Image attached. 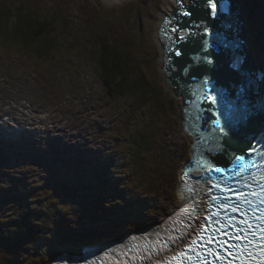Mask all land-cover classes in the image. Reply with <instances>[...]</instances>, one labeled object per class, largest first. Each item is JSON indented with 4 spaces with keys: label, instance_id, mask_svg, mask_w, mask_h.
Returning a JSON list of instances; mask_svg holds the SVG:
<instances>
[{
    "label": "rangeland",
    "instance_id": "obj_1",
    "mask_svg": "<svg viewBox=\"0 0 264 264\" xmlns=\"http://www.w3.org/2000/svg\"><path fill=\"white\" fill-rule=\"evenodd\" d=\"M0 3L11 8L21 4L29 8L39 6L41 15L49 12L47 15L51 20V26L53 30H56L54 35L62 42V46L55 47L57 53L54 59L57 55L62 57H57L54 61L63 58L52 64L48 62L50 70L44 67L43 62L35 66L25 63L22 59L7 62L3 68L0 67V101L12 97V93H22L20 100L29 107H23V109L26 108L24 110L28 115H31L30 112L33 111L37 120L35 125L24 124L28 126L24 130L31 131L33 134L30 136L35 141L25 136L19 140L13 133L11 135L0 133V165H6L7 168L16 167L20 158L28 157L32 153H36L39 157H54L48 162L53 161L56 168L62 170H66L71 165H77L76 167L80 165L83 167L82 164L86 163L97 165L96 160L84 161L85 154L102 157H107L105 154H108V157L111 154L114 155L118 149H114L112 144L116 139L123 138L124 132L119 129L124 118L127 120L132 117L133 119V125H130L128 130L145 127L154 108L146 107L145 117H142L140 109L131 108L130 98L126 99L118 92H112L109 89L108 93L103 89L105 84L101 81L98 71L96 72L98 67L93 55V53L97 55L102 47L99 41L94 43L91 36L98 29L106 40L110 38L109 42L110 40L119 41L132 48L135 58L143 59L152 81L159 83L162 97H159L161 107L155 114V118H158L157 125L149 128L147 132L157 133L160 140L153 144L155 150L151 151V155L143 165L144 168L148 167V169L145 168L148 176L155 168L161 174L163 171L164 175L160 181L152 176L149 181H154L151 187L153 191L144 190L137 197L144 198V195L149 192L150 196L156 193L154 198L157 202L164 203V211L160 210L159 218L154 216V219L158 222L169 215L179 204L178 187L181 185L182 167L191 156L187 139L189 135L180 125L182 97L173 92L165 79L160 44L157 42L159 38L157 28L163 18L160 14L172 9L174 4L169 5L165 0H121L118 2L115 0H0ZM257 9L260 11L257 25L262 27L261 6ZM251 16L249 14V17ZM249 25L251 28L248 25L245 26L247 35L244 39L249 49L247 54H251L254 57L252 60L262 66L264 65L262 42L264 33L259 27L252 29V25ZM1 50L3 51V46L0 45V52ZM46 70H49V76L44 75ZM82 88L90 90L84 93ZM8 126L13 128V131H16V128L19 129L18 125L13 124L12 121ZM2 127L6 128L5 125ZM114 134L116 137H113ZM1 139L5 141L2 142ZM159 145L165 149L162 153L159 152ZM140 146L141 143L137 148ZM75 148L77 149L74 152ZM11 154H14L13 164H11L13 162ZM41 159L45 162L47 160L44 157ZM27 162L32 165L31 161ZM165 164H167L166 167ZM26 166L20 165L22 169ZM72 171L77 172V170ZM70 174L72 173H68ZM12 175V173L7 174L2 167L0 178L5 180ZM37 175L39 178L46 177V173ZM68 175L61 179L60 184H66L70 179ZM77 177L78 175L72 176V179H75L72 187L66 184L64 187L54 189V193L44 191L38 196L41 198L39 200L41 205L48 206L52 217L49 221L50 225L45 224V228H38L39 233L33 232L34 236L30 238L28 234L20 237L21 239L27 237L22 243L25 248L24 253L13 248L15 243L5 244V241L0 240V264H43L50 259L47 252L49 247L70 250L74 247L71 245L77 241L81 243L91 241L93 238L94 240H103L104 237L108 239L114 230L119 229L121 232L128 227L127 224L124 225L125 219L112 217L109 212L112 210H108L114 208L115 206L111 204L119 199L109 201L106 198L103 203H99L101 196L87 199V195L78 185ZM81 183L85 185L84 182ZM2 184L4 188L15 185L14 183L7 185V181H2ZM26 188L28 189V185ZM105 191L107 192V190H100L98 193L104 196ZM39 202H33L37 204L34 207L31 205L35 210L31 214L35 217L31 220L35 232V225L37 227L39 224L37 223ZM96 203L99 206H96ZM83 208H91V210L85 211L82 210ZM158 213L159 210L155 213L149 211L146 216H141L140 225L147 224V218ZM6 214L7 212L4 216ZM6 219L8 218L0 216V234ZM82 245L78 244L75 250ZM2 261L6 262L2 263Z\"/></svg>",
    "mask_w": 264,
    "mask_h": 264
},
{
    "label": "trees",
    "instance_id": "obj_2",
    "mask_svg": "<svg viewBox=\"0 0 264 264\" xmlns=\"http://www.w3.org/2000/svg\"><path fill=\"white\" fill-rule=\"evenodd\" d=\"M261 1L264 7V0ZM40 12L41 8L39 6L29 8V6L21 4L16 8H11L4 3H0V45L3 46V51L1 50L2 52H0V67L3 68L7 62L10 63L17 59H22L25 63L35 66L43 62L44 67L50 70L48 62L52 64L63 59L60 58L54 61L57 57H62V55H57L54 59V55L57 53L55 47L62 46V42L57 40V36L54 35L56 30H53L51 26V20H49L50 18L47 15L49 12H45V15H41ZM91 36L94 43L99 41L102 47L97 55L94 53L93 55L98 67L96 71H98L101 81L105 84L103 88L107 92L110 89L112 92H118L125 96L124 98L126 99L130 98L131 108L140 109L142 117H145L146 107L150 106L154 110L150 114V120L145 123V127L128 130L129 126L133 125V119L132 117L127 120L124 118L119 129L124 132L123 138L116 139L112 144L113 148L118 150H116L114 155L111 154L110 157H108V154H105L107 157L101 156L102 159L94 156L93 160H96L97 165L87 164L83 167L71 165L66 170H62L56 168V165L53 164L51 167L49 166L48 171L47 168H41L47 166L42 160L34 162L33 159H29L27 161L32 163L30 170L20 167L24 162L8 171V173H15L16 175H14V180L7 181V185L14 183L17 188H4L2 181H0V194L8 192L11 195L6 198L0 196V216L8 218L1 229L0 240L5 241V244L15 243L13 248L22 253L25 252L22 243L27 237L22 239L20 237L24 234H28L29 238L34 236L33 232L35 234L39 233L38 228H45L44 225H50L49 221L52 220L48 206L41 205L39 202L41 198H38V196L44 191L54 193V189L64 187L66 184L72 187V183L75 182V179H72L74 175H78V185L87 195V199L101 196L99 203H103L106 198L109 201L119 199L114 204H111L115 207L108 210H112L109 211L112 217L125 219L124 225H128L126 228L129 231L141 226L140 217L146 216L149 211L155 213L156 210H159V213L147 218V222L156 221L154 216L159 218L160 210L164 211V203L161 201L157 202L156 198H154L156 193L152 196L149 195L153 191L151 187L154 185V181L149 180L153 176L160 181L163 179L164 172L162 171L161 174L155 168L148 176L145 171V168L148 169V167L144 168L143 165L145 160L151 155V151L155 150L153 144L160 140V136L157 133L151 134V132H147L149 128L157 125L156 120L158 118H155V114L161 107L159 97H162L159 83L152 81L148 70L145 68L143 59L137 60L133 55L132 48L119 41L110 40L109 42L110 38L108 37L106 40L98 29ZM49 70L45 71V76L50 75ZM110 94L113 93L110 92ZM152 132L154 133V130ZM113 137H116L115 134ZM139 143H141V146L137 148ZM134 146L136 147L135 150ZM164 150L162 146L159 148L160 153ZM27 170L29 171L26 172ZM46 170V177L39 178L37 174H41V172L37 171ZM72 170H77V172ZM68 173L72 174L68 175ZM67 175L70 179L66 184H60L62 183L61 179L67 177ZM81 182H84L85 185ZM20 183L28 185L29 190L26 193L19 189L18 185ZM149 189L150 192L145 194L144 198L137 197L138 194L141 195L144 190ZM100 190H107V192L105 191L106 194L103 196L98 193ZM30 200L31 202L28 203ZM13 201L15 203H12ZM33 202H39L38 206L40 208L37 216V223L39 224L37 227L35 225L36 232L31 225V220L35 218L31 215L34 213L32 211H35L31 205L33 207L37 205ZM6 204H10V208L4 210L7 212L4 216L3 208ZM95 205L99 206L98 203ZM82 210L89 211L91 208H83ZM89 230L91 229L89 228ZM123 231L124 229L121 232ZM121 232L117 229L112 233L118 236L122 234ZM2 236L3 238H1ZM94 242L98 241L93 238L87 242L80 243L77 241L71 246L75 248L78 244ZM5 262L2 261V263Z\"/></svg>",
    "mask_w": 264,
    "mask_h": 264
},
{
    "label": "snow or ice",
    "instance_id": "obj_3",
    "mask_svg": "<svg viewBox=\"0 0 264 264\" xmlns=\"http://www.w3.org/2000/svg\"><path fill=\"white\" fill-rule=\"evenodd\" d=\"M195 7L203 16L212 18H221V29L217 31L215 39L216 46L222 50H229L234 46V41L230 37L231 32V11L229 0H195ZM184 16H192L190 11H184ZM169 21H165V27ZM197 29L203 28L205 34L208 28L199 23L195 25ZM173 33H178V40L184 41L191 36H199V33L189 32L187 29L172 28ZM165 36V29H161V38ZM196 41H194L195 43ZM202 44V51L209 47V41L202 39L199 41ZM181 50L177 49L175 55L181 56ZM194 62H199L202 59L207 63L206 57L194 55L191 57ZM231 68L234 70L236 81L234 87L229 91L223 89L217 90V96L209 97L213 103H218L223 109V117L229 126L233 120L247 121L250 114V104L252 91L249 87L251 80L249 75L243 70L241 62L235 59L231 63ZM207 86L208 81H203ZM218 124V121H213ZM237 150H241L239 144ZM249 153L264 155L258 152L254 147H248ZM245 157L238 155L234 157V161L239 163ZM205 171L211 170L216 173H222L226 169L222 167H214L211 163L201 165ZM189 168L185 175L190 172ZM243 171V169H242ZM237 173V175H241ZM253 177H245L243 183L236 180L233 183L235 187L222 185L221 183L209 180L211 187L204 189L205 197L199 201L192 199L191 188L186 185L184 187L185 203L183 206H177L172 216L168 221L160 225L159 228H164L169 222H175L182 218L195 220L196 223L189 224L187 229L181 233V240L184 247L188 251L195 254V264H264V182L248 183ZM264 181V176L261 177ZM213 189H216V194H213ZM258 213V214H257ZM159 236V231L155 233ZM149 236V233H142L140 237H129L132 241L143 239ZM171 240L172 237L169 236ZM175 242V241H174ZM124 246L121 245V248ZM167 247V245H165ZM129 248L128 251H133ZM116 251L110 250L108 254ZM188 260L193 257L187 252L182 253Z\"/></svg>",
    "mask_w": 264,
    "mask_h": 264
},
{
    "label": "bare ground",
    "instance_id": "obj_4",
    "mask_svg": "<svg viewBox=\"0 0 264 264\" xmlns=\"http://www.w3.org/2000/svg\"><path fill=\"white\" fill-rule=\"evenodd\" d=\"M113 1V0H112ZM165 1H167L168 3H169V5H172V4H174V6H172V9H168L167 11H163L161 14H160V16H163V19H162V21L159 23V25H158V32H160V28H161V26L163 25V22L165 23V21H171V18H173V17H175V13L173 12V10L176 8V4H177V1H179V0H165ZM181 2H182V0H180ZM191 5H194V1H192V3H191ZM188 7H190V6H188ZM238 10V11H237ZM237 12L238 13H241L242 14V17H247V16H249V14L250 13H248L247 12V14L242 10V9H239V8H237ZM209 22H212V21H208L206 24H208ZM216 26H218V25H216ZM238 25L237 24H235V27H237ZM157 35L159 36V34L157 33ZM179 35V34H178ZM178 35H175L174 36V39L170 36V35H168V39H167V42H169L170 43V46L168 47L167 45H166V43L164 42V41H162L161 39H159L158 38V44H160V49H161V52H160V55L162 54V63H163V67H164V72H165V78L167 77V76H169V66H168V62H167V60H166V55H168V49H169V51L171 50V46H178V42L177 41H179L178 40ZM240 37H241V39H244V37L247 35V32L246 31H242L241 30V32H240ZM161 38V37H160ZM239 40H240V38H239ZM241 42H242V46H243V40H240ZM244 45H245V47L243 46V48L245 49V48H247V51L249 50L248 49V46H247V44H246V42L244 43ZM232 50L233 51H237L236 49H234L233 47H232ZM251 54H247V57L249 56L250 58H253V56L251 55ZM2 68V67H1ZM97 72V71H96ZM163 72V73H164ZM167 82H168V84H170V86L172 87V89H173V92L174 93H176L177 95H181V97H182V102H183V97H184V94L185 93H187V89L185 88V87H178V85L177 84H172L169 80H166ZM220 84H222V83H220ZM220 84L219 85H217L218 87H220V88H222L221 86H220ZM227 85H225L223 88L225 89V90H227V87H226ZM230 89H228V91H229ZM207 92H209L208 94H212L210 91H208L207 90ZM1 94V93H0ZM22 93H19V92H16V93H12V97H8L5 101L4 100H1L0 101V120L2 121L3 120V115H6V116H9V120H11L12 121V123L13 124H17L18 125V127H19V129L18 128H16L17 130L16 131H11L13 134H16V136H18V138H19V140H20V138L22 137H28V138H32L31 136H30V134H29V132H27V131H25L24 130V128L26 127H28V126H24V124L26 123V125H35L36 124V122H37V120H35L36 119V114H34L33 113V111H31L30 112V114L31 115H28L26 112H25V110L24 109H26V108H24L23 109V107H27L26 106V104L24 103V102H22L21 100H20V95H21ZM24 94V93H23ZM193 94V93H192ZM181 106L183 107V103H181ZM27 108H29V107H27ZM252 115H253V113H250L249 114V117H252ZM12 118H14V120L12 119ZM220 118H224L223 116H220ZM180 119H181V127H182V130H184V132L187 134V135H189V137L187 138L188 139V141H189V145H190V151H191V154L194 152V150L197 148V144L199 143V140H198V138L197 137H195L194 136V131L193 130H189L187 127H186V121H185V119H184V116H183V108H182V112H180ZM5 121H7V120H5ZM10 121V122H11ZM215 121H217V120H215ZM219 123V125H220V127H224V126H227L228 124L226 123V121L224 120V119H222V121H218ZM233 123L234 122H245V121H237V120H233L232 121ZM38 123H40V122H38ZM218 124H214L213 123V121H211V122H209V125L212 127V130H213V132L214 133H216V127L217 126H219ZM39 125V124H38ZM37 125V126H38ZM253 127H255V123H254V121L252 122V124H251ZM0 126H1V123H0ZM23 126V127H22ZM191 126H193V125H191ZM47 127V126H46ZM198 129H201V128H204V125L202 124V125H200L199 127H197ZM1 129V128H0ZM41 131V130H40ZM31 132V131H30ZM45 132V131H44ZM17 139V138H16ZM33 139V138H32ZM27 140V139H26ZM34 140V139H33ZM1 141L2 142H4L5 140L4 139H1ZM35 141V140H34ZM22 143H24V141L22 142ZM3 144V143H2ZM27 144V143H26ZM217 147L218 146H220V144H217L216 145ZM5 147V146H4ZM23 147V146H22ZM5 149V148H4ZM259 149L260 150H262V151H264V138L261 140V143L259 144ZM242 150H245V149H242ZM206 151H207V149H206ZM18 154V153H17ZM16 156V155H15ZM49 156V155H48ZM208 156V154L206 153L205 154V157H204V159H206V157ZM248 158L250 157V154L248 153ZM189 157H191V156H189ZM11 160H13L14 159V154L12 155L11 154ZM10 159V158H9ZM80 159V158H79ZM190 161L191 160H187L185 163H184V166L182 167V173L184 174V172H185V170H186V168H187V165L190 163ZM15 162V160H13V162L11 163V164H13ZM220 162H223V161H220ZM27 165V166H26ZM80 165V164H79ZM22 166H26L25 168L26 169H29V168H31L32 167V165L30 164V163H28V162H25L24 164H22ZM77 166V165H76ZM75 166V167H76ZM222 166V165H221ZM221 166H218V167H221ZM51 167V166H50ZM239 167H240V169H243L244 170V164L243 163H240L239 164ZM13 168H15V167H13ZM45 168V167H44ZM46 169V168H45ZM30 170V169H29ZM37 172H39V171H37ZM41 173H46V171H40ZM223 173H225V175H228V170H227V168H226V170L223 172ZM14 175H16L15 173H13V176H10L9 178H5V180L4 179H2V178H0V180L1 181H10V180H14L15 178H14ZM214 175H215V177H216V172H214ZM19 185H21V186H19ZM18 186H19V189L20 190H23L24 189V187H23V184L22 183H20ZM183 188H184V185H183V183H181V185L178 187V199H179V204L177 205V206H182L184 203H185V195H186V193L183 191ZM17 192V191H16ZM177 206L175 207V209L173 210V211H175L176 209H177ZM8 208H10V204H6V205H4V208H3V211L5 210V209H8ZM172 211V212H173ZM169 215H167V216H163L164 218L163 219H161V221H165L166 220V218L168 217ZM158 223V222H157ZM156 223V224H157ZM128 228H126L123 232H121L122 233V238L123 239H126V237L127 236H125V235H127V232H128ZM133 231L134 232H138L139 231V229L138 228H136V229H133ZM110 235L111 236H108V239H104V240H102V239H98V240H95V241H100V242H103V243H105V244H111V243H113V241H112V239H114V238H116V236H115V234H112V233H110ZM171 234H169V233H166V234H163L162 235V238L163 239H167V237H169ZM155 241H159V238H155ZM50 245V244H49ZM84 246L85 245H82V246H80V247H78L77 249H76V251H82L83 249H84ZM66 250H68V249H66ZM47 252H48V256L50 257V259L49 260H47V262H44L43 264H46V263H48V262H50L52 259H54L55 257H56V255L57 254H60V253H62L63 252V250L62 249H60L59 247H49L48 249H47ZM152 258H156V256H154V257H152ZM159 260V257H157L156 258V260L155 261H158Z\"/></svg>",
    "mask_w": 264,
    "mask_h": 264
},
{
    "label": "water",
    "instance_id": "obj_5",
    "mask_svg": "<svg viewBox=\"0 0 264 264\" xmlns=\"http://www.w3.org/2000/svg\"><path fill=\"white\" fill-rule=\"evenodd\" d=\"M192 1H194V5H192L193 6V10H194V12H195V14H198V16L199 15H201V16H203L202 14H201V12H199L198 11V9L195 7V0H191V3H192ZM235 3V2H234ZM236 5V4H235ZM238 8V7H237ZM205 19H201V20H199L198 22L199 23H203V24H205V23H207L208 21H214V22H217V23H221L222 21H221V19L220 18H210V17H208V18H210V19H206V17L205 16H203ZM184 26H181V28H183ZM231 33V32H230ZM190 40H195V38L194 37H192V38H189V39H187V40H184L183 42H184V44H186L188 41H190ZM224 51V52H223ZM210 55H208L207 56V61H211V57L212 58H214V60H216L218 63H216L215 62V64H213L212 63V61H211V63H207L205 60H201V62H200V66L201 67H203V72H202V77H206V78H208V79H210V80H215V81H220V82H223L224 84H222V85H227L228 86V88H230V86H231V84H229V82L228 81H226L225 79H222V78H226V79H229V80H232V78L233 79H235L236 77H235V75H234V70L231 68V63H232V61L233 60H235V59H238L240 62H241V65H242V68H243V70L249 75V74H253V73H255V71H254V69L256 68V66H255V64L253 63L252 64V62L251 61H249L248 59H247V54H246V52L244 51V50H242V49H240L239 51H238V53L235 55V52L232 50V48L231 49H229V50H222V49H220V48H218V49H211V51H210V53H209ZM223 55H226V59L224 60V61H222V62H220V60H218V57L217 56H223ZM239 55H242L243 56V58L245 59V60H243V59H239V58H237ZM233 56V57H232ZM217 67L220 69V70H222L223 72H224V75H222V73H221V76L220 75H218V69H217ZM254 68V69H253ZM195 70V69H194ZM226 74V75H225ZM193 75V70H190V72H189V76H192ZM177 81H179V79H175V78H173V80L171 79L170 80V82H172V84H176L177 83ZM194 81H197L196 79H194ZM181 82H182V80H181ZM185 82H183L182 84H179L178 86H179V88L181 87H186L185 85ZM230 85V86H229ZM231 89V88H230ZM258 102H261V104H264V96H260V97H258ZM225 132V133H228V135L230 134V135H232L237 141H241V139H243V138H241V137H239V136H237L235 133H237V127H235L234 125H230L229 126V124L227 125V126H225V127H221V131H219V132ZM149 223V222H148ZM150 224H152L153 225V223H150ZM155 224V223H154ZM95 243V242H94ZM96 243H100L99 241L98 242H96Z\"/></svg>",
    "mask_w": 264,
    "mask_h": 264
}]
</instances>
